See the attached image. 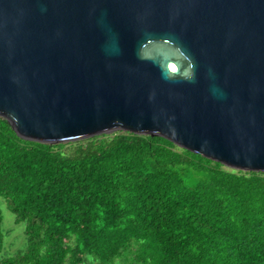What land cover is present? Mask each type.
Returning a JSON list of instances; mask_svg holds the SVG:
<instances>
[{"label":"water","instance_id":"95a60500","mask_svg":"<svg viewBox=\"0 0 264 264\" xmlns=\"http://www.w3.org/2000/svg\"><path fill=\"white\" fill-rule=\"evenodd\" d=\"M0 117L25 140L124 131L264 172V0H0Z\"/></svg>","mask_w":264,"mask_h":264},{"label":"trees","instance_id":"16d2710c","mask_svg":"<svg viewBox=\"0 0 264 264\" xmlns=\"http://www.w3.org/2000/svg\"><path fill=\"white\" fill-rule=\"evenodd\" d=\"M27 246L0 264H264V172L228 168L160 136L56 144L0 117V199Z\"/></svg>","mask_w":264,"mask_h":264},{"label":"rangeland","instance_id":"374dc122","mask_svg":"<svg viewBox=\"0 0 264 264\" xmlns=\"http://www.w3.org/2000/svg\"><path fill=\"white\" fill-rule=\"evenodd\" d=\"M4 220L3 229L5 232V242L2 256H13L27 246V236L25 233V222L16 223L15 215L11 212L7 200L0 199Z\"/></svg>","mask_w":264,"mask_h":264}]
</instances>
